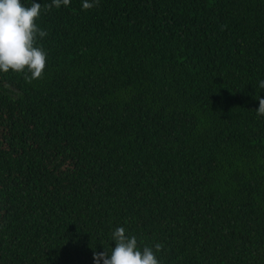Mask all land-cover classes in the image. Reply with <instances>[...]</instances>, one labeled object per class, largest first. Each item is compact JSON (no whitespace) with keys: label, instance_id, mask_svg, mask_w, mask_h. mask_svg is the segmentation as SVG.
Masks as SVG:
<instances>
[{"label":"trees","instance_id":"trees-1","mask_svg":"<svg viewBox=\"0 0 264 264\" xmlns=\"http://www.w3.org/2000/svg\"><path fill=\"white\" fill-rule=\"evenodd\" d=\"M82 3L42 10L41 79L0 73V264H96L118 227L264 264V0Z\"/></svg>","mask_w":264,"mask_h":264},{"label":"clouds","instance_id":"clouds-1","mask_svg":"<svg viewBox=\"0 0 264 264\" xmlns=\"http://www.w3.org/2000/svg\"><path fill=\"white\" fill-rule=\"evenodd\" d=\"M71 0H51L43 5L33 0L30 6H25L22 0H0V73L14 72L23 74L27 83L41 79L46 68L47 53L37 44L48 33L41 29L37 21L42 10L48 11L61 5L69 6ZM99 0H83L85 10L98 5ZM264 89V80L259 82ZM258 116H264V98H258ZM115 247L95 253L93 259L96 264H160L156 253L163 249L162 244H155L154 249L144 246L138 247L137 237L126 235L123 227H118L112 233Z\"/></svg>","mask_w":264,"mask_h":264}]
</instances>
